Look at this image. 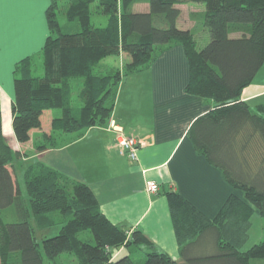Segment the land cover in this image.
<instances>
[{"label":"trees","instance_id":"trees-1","mask_svg":"<svg viewBox=\"0 0 264 264\" xmlns=\"http://www.w3.org/2000/svg\"><path fill=\"white\" fill-rule=\"evenodd\" d=\"M192 2L205 5L201 26L211 40L203 49L192 30L177 26V5ZM138 4H147L148 11L135 12ZM93 12L106 16L104 26L92 21ZM47 19L50 34L39 56L43 75L35 76L31 60L16 70L17 142H30L32 131L43 128L44 112L52 109L61 115L42 133L39 150L56 147L57 134L106 126L123 78L181 44L190 65L186 91L214 103L188 137L244 198L231 195L211 220L178 192H168L181 253L175 260L141 230L112 223L87 183L44 163L25 171L28 198L22 197L10 169L22 155L4 135L0 108V264H59L65 253L78 264H264V237L242 249L255 211L264 218V104L253 109L241 97L264 65V0H51ZM121 53L127 62L105 61ZM59 224L56 236H45ZM120 249L125 252L116 257Z\"/></svg>","mask_w":264,"mask_h":264},{"label":"crops","instance_id":"crops-1","mask_svg":"<svg viewBox=\"0 0 264 264\" xmlns=\"http://www.w3.org/2000/svg\"><path fill=\"white\" fill-rule=\"evenodd\" d=\"M50 4L51 0H42L38 9L9 10L11 23L5 33L3 48L0 49L3 131L5 127H10V130L4 132L5 137L26 161L39 159L68 178L87 183L97 196L102 212L112 223L130 231L141 230L159 251L180 261V245L168 192H178L211 220L218 215L231 195L244 198V193L234 189L220 169L197 152L188 137L194 122L211 111L214 103L186 91L190 65L184 47L175 44L164 51L149 68L123 78L109 123L98 127L96 178L94 175L87 176L79 158V151L89 146L87 143L81 144L90 133L84 132L90 128L80 135L57 134L60 141L56 147L39 150L40 137L43 132L51 131L52 119L58 117L56 114L52 119L49 118V127L43 121L42 130L32 131V139L25 144L29 149L23 152L24 144L17 142L14 136L13 114L10 111L16 96V70L19 64L27 60L32 61L34 70L50 34L47 19ZM177 8L181 10L177 22L179 28L194 32L201 25L198 18L204 13L205 6L200 9V6L188 3L177 5ZM237 36L239 34H232V37ZM241 97L253 109L264 104V65L252 83L243 89ZM7 109L10 114L7 115L6 125L3 117ZM110 124L124 134L135 135L144 141L145 146L139 149L137 161H131L119 153L115 145V133L108 129ZM10 169L22 196L16 170L14 167ZM148 181L159 185L157 193L147 191ZM4 212L8 220L12 221L11 209ZM259 216L255 211L254 217ZM250 231L242 249L248 245ZM257 237L260 240L262 236L260 234ZM124 252L125 249H120L115 256H121Z\"/></svg>","mask_w":264,"mask_h":264},{"label":"rangeland","instance_id":"rangeland-1","mask_svg":"<svg viewBox=\"0 0 264 264\" xmlns=\"http://www.w3.org/2000/svg\"><path fill=\"white\" fill-rule=\"evenodd\" d=\"M189 5H193L195 7H199L200 6V9H203L204 8V3H200V2H192V3H189ZM95 7V5L93 6ZM92 7V9H93ZM134 11L135 12H145V11H148V5L147 4H138L134 7ZM200 19V21L202 20V15L198 18ZM92 21L97 24L98 26H104L106 24V16L101 14V13H95L93 12L92 13ZM199 21V22H200ZM199 25V24H198ZM178 28H179V25L177 24ZM197 32L199 33L197 35ZM204 32L205 35H204ZM194 34H196L195 38H196V45H197V48L198 49H203L205 48L210 40H211V36H210V33L207 29H205L203 26H198L194 32ZM129 57H127V55L121 53V54H116V55H112V56H109L105 59V61L107 62H110L112 64H115V65H121L123 64L124 62H127L129 59ZM36 66L34 68V72H35V76H40V75H43V62H42V59L39 58L37 60V62L35 63ZM77 83L78 85H80L81 83V80L80 79H77L76 81H74V83ZM80 82V83H79ZM78 92H79V86L77 87L76 84H75V87L73 89V100H74V104L78 105L79 102H78ZM12 112V110H10ZM10 111H8L7 109V114L3 117L4 120H5V124L7 125L6 123V120H7V115L10 114ZM45 117L43 119L44 121V125L46 127H49L50 123H49V118H53L56 114V116H60L61 115V110L59 109H52V110H48L45 112ZM10 116V115H9ZM11 118V116H10ZM13 128V127H12ZM7 130H10V127H5L4 128V132H7ZM89 133V136L87 137V139L85 140V142L81 145H84L85 143H87L89 146H84V148L82 150L79 151V158H80V163H81V167L83 168V170H86L87 171V176H92L94 175L95 178L96 176H98V169L96 167H98V127H95V128H90L89 130L85 131L84 134L86 133ZM71 135H76V134H71ZM42 136L40 137V140H42ZM9 143H10V140L8 139ZM22 147L24 149V151H27L29 149V146L27 145H22ZM39 159H31V160H28L26 161L25 160V157L22 156V158L18 159L16 162H14L13 166L16 170V177L18 179V183H19V186L21 187V194L22 196L27 199L28 198V194H27V190H26V185H25V170L27 167H29L30 165L32 164H36V163H39ZM60 229H61V225H57L56 227L53 228V230L49 233H47V235L45 236H48V237H53V236H56L59 232H60ZM264 234V218H262L261 216L259 217H254L252 218V228H251V231H250V239H249V242H248V245L246 247L249 248L250 244H257L260 242V240L263 239V234ZM261 234V239L259 240V238L257 239L256 238V235H260ZM253 235V236H252ZM38 241L41 242V236L38 235ZM245 249V248H244ZM58 263L59 264H78L75 257L65 253V254H62L59 258H58ZM48 264H50L48 262Z\"/></svg>","mask_w":264,"mask_h":264},{"label":"built area","instance_id":"built-area-1","mask_svg":"<svg viewBox=\"0 0 264 264\" xmlns=\"http://www.w3.org/2000/svg\"><path fill=\"white\" fill-rule=\"evenodd\" d=\"M109 131L115 133V145L121 155L127 156L131 161L138 160V151L145 146L144 141L135 135H126L113 124H110ZM146 189L149 193H157L159 185L154 181L146 183Z\"/></svg>","mask_w":264,"mask_h":264},{"label":"snow or ice","instance_id":"snow-or-ice-1","mask_svg":"<svg viewBox=\"0 0 264 264\" xmlns=\"http://www.w3.org/2000/svg\"><path fill=\"white\" fill-rule=\"evenodd\" d=\"M42 0H0V49L3 48L5 33L11 23L9 10L38 9Z\"/></svg>","mask_w":264,"mask_h":264}]
</instances>
